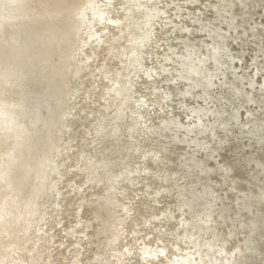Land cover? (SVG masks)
<instances>
[{"label":"clouds","instance_id":"obj_1","mask_svg":"<svg viewBox=\"0 0 264 264\" xmlns=\"http://www.w3.org/2000/svg\"><path fill=\"white\" fill-rule=\"evenodd\" d=\"M59 19L46 105L16 41L0 47V264H118L107 227L125 203L132 264L146 247L151 264H264V0H63Z\"/></svg>","mask_w":264,"mask_h":264},{"label":"bare ground","instance_id":"obj_2","mask_svg":"<svg viewBox=\"0 0 264 264\" xmlns=\"http://www.w3.org/2000/svg\"><path fill=\"white\" fill-rule=\"evenodd\" d=\"M62 2L63 0H7L8 8L0 9V47L7 42L16 41L18 60L14 63L23 68L29 85H41L42 94L38 100L41 105H46L53 98L61 71L62 54L66 44V33L59 19ZM178 2L183 4V0ZM211 2L215 3V0ZM201 3H204V0H201ZM197 9L203 12L200 5H188L183 15L191 13L195 17ZM239 12L237 6L236 14ZM214 18L211 12L205 13L204 19ZM7 66L4 58L0 57V75H3ZM4 88L3 80L0 79V90ZM4 151L5 146L0 143V153ZM26 178V173L19 170L14 176L17 183L22 185L25 184ZM75 224L76 221H72L66 227L71 229ZM71 244V237H68V247ZM40 251L46 259V249L42 247ZM92 251L95 252L96 249L93 248ZM56 252L62 257L67 253V247L63 251L57 249Z\"/></svg>","mask_w":264,"mask_h":264},{"label":"snow or ice","instance_id":"obj_3","mask_svg":"<svg viewBox=\"0 0 264 264\" xmlns=\"http://www.w3.org/2000/svg\"><path fill=\"white\" fill-rule=\"evenodd\" d=\"M251 102V101H250ZM149 158L159 161L161 158L160 153H148L145 155L144 159L148 160ZM89 163H92L91 161ZM146 174L150 173L149 169L144 170ZM125 172L131 176L134 175V173L129 172L127 169L124 170V172H121L117 174L114 178V184L116 187L119 186L120 181L123 179V176ZM115 190V189H113ZM162 195V191H157L153 195L154 202L158 203L159 198ZM186 207H192V204L188 201H185ZM134 215V209L130 206V204L125 203L123 205V211H117V216L119 219L114 220L113 222H110L107 227L109 240L107 241L108 249L111 251V254L114 257H123L118 260V264H132L130 259L128 257L132 256L134 253V250L130 249L126 244L121 243V238L127 236L126 231V225L130 217ZM172 215L171 212L165 213V215H161L159 213H155L153 215L147 216L144 218V224L148 227H153L154 221H159V224L163 226L166 222V218H170ZM79 228V225H74L73 228L70 229V231L75 232ZM78 247V246H77ZM141 255L145 258L146 264H151L150 258H154L156 256V252L153 251L150 248H144L141 252ZM163 255V253H161ZM73 264H83L82 261H73ZM95 264H103L102 260L98 258V260L95 262Z\"/></svg>","mask_w":264,"mask_h":264}]
</instances>
